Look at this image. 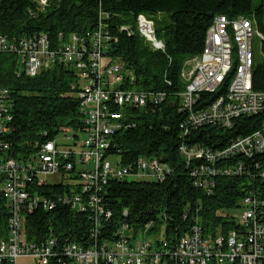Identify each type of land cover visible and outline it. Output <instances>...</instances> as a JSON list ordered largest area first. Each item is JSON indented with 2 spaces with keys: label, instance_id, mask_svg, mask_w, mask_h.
<instances>
[{
  "label": "trees",
  "instance_id": "obj_1",
  "mask_svg": "<svg viewBox=\"0 0 264 264\" xmlns=\"http://www.w3.org/2000/svg\"><path fill=\"white\" fill-rule=\"evenodd\" d=\"M100 13L112 34L108 54L112 59H122L134 75L133 83L127 84L134 89H159L168 93V99L157 106L126 109L127 126L118 130L110 145L109 156H120L116 165L121 161L131 163L140 156L166 165L162 179L109 180L102 197L104 207L112 212L111 230H116L122 222L136 228L151 225V231L162 232L173 243L197 224L212 236L226 235L230 229L237 228L238 221L232 211L241 206V200L250 192L258 196L264 210V182L259 177L264 169V150L216 159L220 169L229 173L211 176L209 181L214 182L209 188L195 184L197 177L191 173L201 164L208 165V161L194 158L187 165L180 151L183 142L191 147L200 144L213 150L227 148L233 140L257 130L264 122L263 106L257 112L236 117L230 126L209 123L184 134L182 125L188 111L181 108L185 85L181 70L187 59L203 52L207 31L218 15L244 16L252 21L253 29L261 32L262 57H256L255 36L252 70L254 90L264 92V1L49 0L42 9L36 0H0V33L20 37L43 32L53 42H59L73 34L92 32ZM139 14L154 18L165 51L153 50L136 31L135 19ZM122 25H129L132 33L122 30ZM233 74L230 72V81ZM230 81H224L216 92H201L195 108H207L217 97L224 96ZM81 84L78 70L72 66L58 64L29 76L16 53L0 52V87L10 91L12 117L0 137L9 144L10 158L25 164L35 159L45 143L56 140L63 128L77 131L83 127L77 96ZM239 163L243 169L236 173ZM203 175L207 176L204 172ZM71 178L74 182L53 180L42 184L37 179L28 182L32 194L36 192L56 200L54 209L44 208L41 201L26 216L30 241L38 243L58 237L60 241L69 238L84 243L87 239L91 227L87 214L59 200L65 194L81 191L79 175L73 173ZM8 217L0 186V240L8 238ZM62 255L49 264H63L66 259ZM66 264L76 263L67 260Z\"/></svg>",
  "mask_w": 264,
  "mask_h": 264
},
{
  "label": "built area",
  "instance_id": "obj_2",
  "mask_svg": "<svg viewBox=\"0 0 264 264\" xmlns=\"http://www.w3.org/2000/svg\"><path fill=\"white\" fill-rule=\"evenodd\" d=\"M36 1L42 9L49 4V0ZM102 16L100 13L98 25L92 32L73 34L59 42H53L43 32L20 37L0 33V52L16 53L27 75L36 76L46 68L63 64L77 69L81 82L85 80L77 91L83 127L77 131L69 127L62 129L67 141L64 149L60 148L57 138L45 143L35 159L19 164L8 156L9 144L0 137V186L9 210V233L8 238L0 240V262L20 264L19 259L27 257L32 260L31 264H49L63 254L66 259L63 264L67 260L76 264H263V203L251 192L241 200L240 207L244 210L238 227L230 229L226 235L208 236L197 224L172 243L162 232L151 231V225L136 228L122 222L116 230H111L112 212L104 207L102 197L109 180L162 179L166 165L157 159L140 156L131 163L121 161L113 167L108 154L110 145L118 130L127 126L126 109L157 106L168 99V93L129 86L134 75L122 59H112L108 54L112 34ZM150 25H156L154 18L144 14L141 36L153 50L165 51L164 41L150 32ZM121 29L128 32V25H122ZM261 37L257 29L256 38L260 41ZM246 40L243 16L218 15L207 31L203 52L185 61L181 70L185 82L181 108L188 111L182 125L184 134L209 123L230 126L236 117L257 112L264 106V92L247 89ZM230 70H238V80L232 81V88L226 91L225 97H217L207 108L196 109L201 92H216L224 81H230ZM9 96V89L0 87V133L7 129L12 118ZM263 129L264 122L257 130L236 138L224 149L213 150L200 144L191 147L183 142L180 151L187 165L194 158H205L209 163L192 170V175L197 177L195 184L209 188L214 182L209 181L211 176L228 174L229 170H221L217 165L220 159L234 153L252 155L264 150V138H260ZM80 133H85V139L79 145L81 149L75 151ZM242 169L239 163L235 172L241 173ZM73 173L79 175L81 191L65 194L59 200L87 214L91 223L87 239L84 243L69 238L60 241L58 237L38 243L30 241L25 228L26 216L41 201L44 208L54 209L56 200L36 192L32 194L28 182L33 179L42 184L50 179L74 182ZM259 177L264 182V169ZM251 223H258L259 232L251 231ZM140 230H145L144 235ZM148 234L152 236L147 237Z\"/></svg>",
  "mask_w": 264,
  "mask_h": 264
},
{
  "label": "bare ground",
  "instance_id": "obj_3",
  "mask_svg": "<svg viewBox=\"0 0 264 264\" xmlns=\"http://www.w3.org/2000/svg\"><path fill=\"white\" fill-rule=\"evenodd\" d=\"M144 14H139L136 17V31L141 35V23L143 20ZM244 20L246 21V51L248 55V69L246 71V79H247V89L249 91H255L253 88V70H252V61H253V46H254V37L257 34V31L253 29V23L250 19L245 18L243 16ZM133 25V24H131ZM150 32L156 33V27L155 25H150ZM128 33H132V29L128 25ZM234 72L233 77L229 83L228 90L232 88V81L238 80V70H230V72ZM220 86H218L219 88ZM217 90V89H216ZM226 95V94H225ZM221 96V97H225ZM260 138H264V129L260 131ZM251 231L252 232H259V225L258 223H251Z\"/></svg>",
  "mask_w": 264,
  "mask_h": 264
},
{
  "label": "rangeland",
  "instance_id": "obj_4",
  "mask_svg": "<svg viewBox=\"0 0 264 264\" xmlns=\"http://www.w3.org/2000/svg\"><path fill=\"white\" fill-rule=\"evenodd\" d=\"M255 1L257 3L260 0H255ZM155 34H157V33H155ZM255 49H256V57L257 58H261L262 57V53H261L260 41L257 38H255ZM82 83L84 84L85 83V80H82ZM58 139H59L60 148L61 149H64L66 147L65 143H67V141L65 140L64 133L59 134ZM84 139H85V133H80L79 139H78V145L74 147V150L75 151H79L81 149L79 145L81 144V142ZM119 160H120V156L119 155H111L109 157V161L111 162V165L113 167L116 166V164L119 162ZM50 181L53 182L52 179H50ZM243 210L244 209L242 207H239V208L234 209L232 211V213L235 216L236 221H239L240 220V216L243 213ZM138 228H142V227H138ZM140 232L144 235L145 230L144 231H141L140 230ZM148 236H152V234H150V235L148 234L147 237ZM31 261L32 260L30 258H27V257H22V258L19 259L20 264H31Z\"/></svg>",
  "mask_w": 264,
  "mask_h": 264
}]
</instances>
